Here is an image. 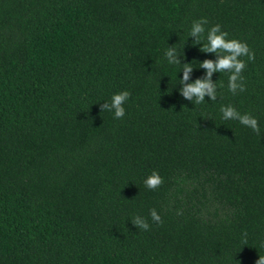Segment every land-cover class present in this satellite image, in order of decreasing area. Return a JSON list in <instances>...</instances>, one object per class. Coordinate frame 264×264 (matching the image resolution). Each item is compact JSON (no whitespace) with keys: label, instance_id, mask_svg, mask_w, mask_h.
<instances>
[{"label":"trees","instance_id":"1","mask_svg":"<svg viewBox=\"0 0 264 264\" xmlns=\"http://www.w3.org/2000/svg\"><path fill=\"white\" fill-rule=\"evenodd\" d=\"M214 24L255 60L244 92L214 72L217 99L192 103L165 52L202 78ZM124 90L122 119L100 112ZM262 245L264 0H0V264H255Z\"/></svg>","mask_w":264,"mask_h":264},{"label":"clouds","instance_id":"2","mask_svg":"<svg viewBox=\"0 0 264 264\" xmlns=\"http://www.w3.org/2000/svg\"><path fill=\"white\" fill-rule=\"evenodd\" d=\"M208 24L206 18H199L192 22L190 37L193 38V44H200L201 40L205 39V25ZM228 33L221 30L220 24H214L207 30L206 43H204L200 50L206 53H214L216 59H204L200 62V68L205 70V75L202 78H197L192 82H189L190 73L193 70V66L189 63H181L180 57L174 47H168L165 52V57L171 64L183 65V75L179 79L180 81V94L182 97L190 102L193 101L196 104H201L205 101L207 96L211 101L217 99V86L212 80L214 72L222 73L229 72L228 77V90L233 94L237 92H244L246 86L243 82L244 78L241 75L246 67L245 62L239 59L242 56H247L248 60L254 61L255 54L248 47L245 42L237 39H227ZM130 93L127 90L115 93L111 97L110 102H104L100 105V112L110 111L113 113L115 119H122L125 116L124 104L128 101ZM223 120H237L241 125L250 128L257 136L261 135V129L259 127L258 120L250 114H241L237 109L231 105L222 106L220 109ZM146 188L155 190L163 184V178L153 171L143 181ZM150 217L157 225L162 224L163 221L157 211L153 208L150 209ZM132 224L142 230H149V223L140 216H136L131 219ZM246 236V233H245ZM243 244H247L245 239ZM264 246V245H262ZM255 264H264V257L259 256V259L255 261Z\"/></svg>","mask_w":264,"mask_h":264}]
</instances>
